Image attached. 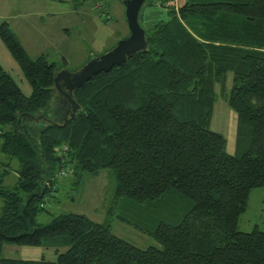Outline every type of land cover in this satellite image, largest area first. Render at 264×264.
Listing matches in <instances>:
<instances>
[{"label": "trees", "instance_id": "16d2710c", "mask_svg": "<svg viewBox=\"0 0 264 264\" xmlns=\"http://www.w3.org/2000/svg\"><path fill=\"white\" fill-rule=\"evenodd\" d=\"M137 21L146 51L75 88L80 109L63 125L26 126L42 150L40 165L15 119L45 107L55 64L28 56L0 22V40L30 87L22 94L0 66V154L7 158L0 161V264H264V231L237 228L250 190L264 185V0H181L176 7L145 0ZM215 85L236 115L232 154L209 128ZM12 158L16 178L6 188ZM60 168L76 184L83 172L109 168L111 204L132 212L119 219L158 246L138 248L80 213L38 223ZM185 201L172 222L154 208ZM4 243L51 247L54 255L3 257Z\"/></svg>", "mask_w": 264, "mask_h": 264}, {"label": "rangeland", "instance_id": "374dc122", "mask_svg": "<svg viewBox=\"0 0 264 264\" xmlns=\"http://www.w3.org/2000/svg\"><path fill=\"white\" fill-rule=\"evenodd\" d=\"M171 1L176 7L181 0ZM46 6H49L50 14H44L39 18L34 11L28 10V14L23 18L28 26L24 49L32 58L43 54L46 61L53 62L55 67L75 69L89 56L101 53L127 34L120 0H60L55 5ZM51 8L56 13L52 14ZM8 74L21 90L28 85L19 69L10 70ZM230 84L231 72L228 71L225 77L224 95ZM223 94L220 93L218 86H215L216 96L212 104L209 128L221 133L226 140V146L233 151V135L231 139L228 137L226 124L229 112L233 115L235 113L227 106ZM6 160L7 158L0 154V161ZM16 168V160L10 159L8 172L2 181L4 187L12 186L16 178ZM56 179L55 189L43 195L42 209L35 216L38 223H46L52 216L64 212L80 213L93 221L107 223L114 235L138 248L148 245L158 246L149 235L119 219L118 216L130 217L132 212L129 206L120 207L118 203L111 204L114 178L109 168L99 169L96 174L83 172L78 184L74 183L70 171L56 176ZM183 205L187 206L186 201L179 207L175 202L173 204L163 202L154 208L162 213L160 219H169L172 222L174 210L177 208L180 212ZM149 209L145 214H151L152 211ZM253 227L264 231V185L250 190L245 210L237 220V228L240 231H249ZM1 255L14 259L40 257L52 259L53 248L4 243Z\"/></svg>", "mask_w": 264, "mask_h": 264}, {"label": "water", "instance_id": "95a60500", "mask_svg": "<svg viewBox=\"0 0 264 264\" xmlns=\"http://www.w3.org/2000/svg\"><path fill=\"white\" fill-rule=\"evenodd\" d=\"M120 1L123 6L127 34L101 53L89 56L75 69L55 67L49 85L50 98L45 107L33 113L21 112L16 115L15 127L22 132L32 148L38 152L36 159L39 165L41 164L42 150L38 147L35 138L29 134L26 126L28 124L63 125L80 109L73 96L75 88L82 86L99 71H108L113 65H120L133 54L148 49L144 30L137 21L139 9L145 0ZM47 179L48 177L45 180ZM38 189L41 190L40 187ZM36 190L31 194H35Z\"/></svg>", "mask_w": 264, "mask_h": 264}, {"label": "crops", "instance_id": "0c3cea01", "mask_svg": "<svg viewBox=\"0 0 264 264\" xmlns=\"http://www.w3.org/2000/svg\"><path fill=\"white\" fill-rule=\"evenodd\" d=\"M59 1L60 0H0V22L5 21L7 23L8 27L13 32L14 36L17 38V40L20 42V44L24 49L25 48L24 41L25 38L27 37L28 26L25 24V20L23 18L28 14V10L34 11V14H36L39 18H42V15L50 14V11L48 10L49 6L46 5H55ZM51 10H52V14L56 13L55 10H53L52 8ZM0 66L8 73L10 70L19 69L17 63L11 57V55L9 54L8 50L3 45L1 40H0ZM215 86H214V91H215ZM19 90L22 92V94L28 95L29 94L28 92H30V87L29 85H26V87L23 90H21L20 88ZM235 126H236V115H233V113L229 112V118L226 124V131L230 139L233 135V151H234ZM233 129H234V134H233ZM225 151L228 154L233 153L232 148L226 146V140H225ZM33 247H40V246H33ZM33 259H37V258H33Z\"/></svg>", "mask_w": 264, "mask_h": 264}, {"label": "built area", "instance_id": "2783aa9c", "mask_svg": "<svg viewBox=\"0 0 264 264\" xmlns=\"http://www.w3.org/2000/svg\"><path fill=\"white\" fill-rule=\"evenodd\" d=\"M65 171H67L65 168H60V169L56 172V176L62 175Z\"/></svg>", "mask_w": 264, "mask_h": 264}]
</instances>
